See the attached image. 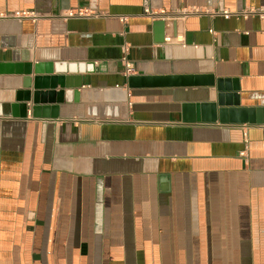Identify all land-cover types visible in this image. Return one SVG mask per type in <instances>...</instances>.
Here are the masks:
<instances>
[{
  "label": "crops",
  "instance_id": "0c3cea01",
  "mask_svg": "<svg viewBox=\"0 0 264 264\" xmlns=\"http://www.w3.org/2000/svg\"><path fill=\"white\" fill-rule=\"evenodd\" d=\"M0 264H264V0H0Z\"/></svg>",
  "mask_w": 264,
  "mask_h": 264
},
{
  "label": "water",
  "instance_id": "95a60500",
  "mask_svg": "<svg viewBox=\"0 0 264 264\" xmlns=\"http://www.w3.org/2000/svg\"><path fill=\"white\" fill-rule=\"evenodd\" d=\"M164 22H158L157 25L159 26V28L162 29V27L164 26ZM15 71L24 73V74H29L32 72V68L31 66L26 65L25 69H23V67L18 66ZM34 71L36 75L40 74V67L35 66L34 67ZM42 78H40V76H36L35 77V88L37 89L39 86V81ZM53 82L57 81H61V85L63 88L65 87H69V84L67 82V84H63V77L62 78H52ZM65 80H68L65 78ZM136 80H138L137 77H130L129 81L130 82H135ZM163 81H165V83H170V84H176V83H181L179 81V79H171V78H166V79H162ZM185 82L187 81L186 79H183ZM66 85V86H65ZM81 84H78L76 86H71V87H77L79 88ZM38 103V93H35V104L37 105ZM233 106H237L238 104L236 102H231V99L229 96H223V95H219V101L216 104H211V108H212V112L214 114L218 113L221 119L222 123H230L232 121H245L248 122V115H251L254 112V110H249V109H243V108H231ZM219 107V108H218ZM39 109L36 107L34 108V113H37ZM258 111V110H257ZM35 115V114H34ZM23 117H26L25 115ZM250 121V120H249Z\"/></svg>",
  "mask_w": 264,
  "mask_h": 264
},
{
  "label": "built area",
  "instance_id": "2783aa9c",
  "mask_svg": "<svg viewBox=\"0 0 264 264\" xmlns=\"http://www.w3.org/2000/svg\"><path fill=\"white\" fill-rule=\"evenodd\" d=\"M145 12L147 14H150V10L149 9H146ZM86 13L85 12H82L81 11H75V12H69L68 13V17H73V16H84ZM246 15L247 13H237V15ZM91 15H98V14H91ZM30 16V14L28 12H17L14 14V17H17V18H22V17H28ZM123 22H125V18L122 19ZM128 55H129V49L128 47H125L124 50H123V58H122V61H123V64H124V67H125V74L127 76H129L131 73H133V64L131 63V61L128 59Z\"/></svg>",
  "mask_w": 264,
  "mask_h": 264
}]
</instances>
